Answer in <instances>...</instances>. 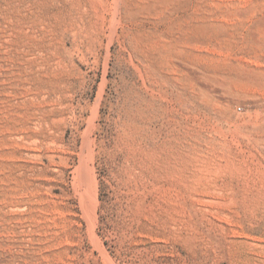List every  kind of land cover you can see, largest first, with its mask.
I'll list each match as a JSON object with an SVG mask.
<instances>
[{"label": "rangeland", "instance_id": "1", "mask_svg": "<svg viewBox=\"0 0 264 264\" xmlns=\"http://www.w3.org/2000/svg\"><path fill=\"white\" fill-rule=\"evenodd\" d=\"M0 264H264V0H0Z\"/></svg>", "mask_w": 264, "mask_h": 264}]
</instances>
